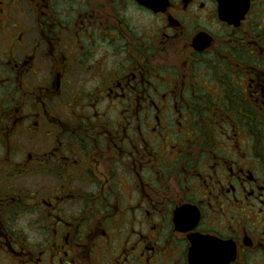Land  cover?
Segmentation results:
<instances>
[{
  "label": "flooded vegetation",
  "instance_id": "1",
  "mask_svg": "<svg viewBox=\"0 0 264 264\" xmlns=\"http://www.w3.org/2000/svg\"><path fill=\"white\" fill-rule=\"evenodd\" d=\"M223 4L0 0V264H264V0Z\"/></svg>",
  "mask_w": 264,
  "mask_h": 264
}]
</instances>
